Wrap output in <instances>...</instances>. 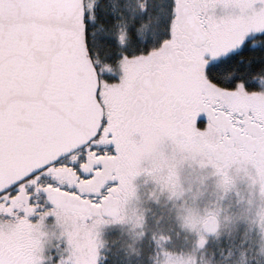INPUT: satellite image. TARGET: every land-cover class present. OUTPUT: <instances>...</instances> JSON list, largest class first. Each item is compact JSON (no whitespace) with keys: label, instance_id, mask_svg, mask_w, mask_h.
<instances>
[{"label":"snow or ice","instance_id":"obj_1","mask_svg":"<svg viewBox=\"0 0 264 264\" xmlns=\"http://www.w3.org/2000/svg\"><path fill=\"white\" fill-rule=\"evenodd\" d=\"M95 22L86 0H0V264H39L16 228L69 215L87 231L129 148L193 116L222 150L264 154V0H171L157 44L128 48L119 31L111 71ZM43 264H74L67 241Z\"/></svg>","mask_w":264,"mask_h":264},{"label":"rangeland","instance_id":"obj_2","mask_svg":"<svg viewBox=\"0 0 264 264\" xmlns=\"http://www.w3.org/2000/svg\"><path fill=\"white\" fill-rule=\"evenodd\" d=\"M87 4L92 8L94 0H87ZM130 151L135 172L142 178L132 185L134 193L123 203L118 217L96 216L87 231L67 217L61 216L55 222L53 233L56 238L61 237L60 241H67V254L74 264H101L103 255L112 256L120 251L143 256L152 264L264 263V194L262 189L258 190L254 171L255 179L250 183L253 192L245 170L232 179L234 196L228 209L239 213L247 209L254 215L262 243H221L232 239L238 231L230 230L224 222L216 237L203 234L204 218L195 201L199 199L197 190L200 193L207 188V175L199 159L175 155L158 137L151 143L132 146ZM165 166L178 173L176 189L155 183L161 188L154 190L153 180L148 178ZM211 212L207 209L206 215ZM47 244L50 248L46 253L52 249L65 253L60 251L65 243Z\"/></svg>","mask_w":264,"mask_h":264},{"label":"flooded vegetation","instance_id":"obj_3","mask_svg":"<svg viewBox=\"0 0 264 264\" xmlns=\"http://www.w3.org/2000/svg\"><path fill=\"white\" fill-rule=\"evenodd\" d=\"M158 138L175 155L199 159L203 165L207 175V188H203L200 193L197 190L199 199L195 201L197 210H202L204 218L202 222L203 234L210 238L216 237L225 222V226H228L230 230L238 231V234H235L232 239L223 240L221 243H262V232L254 215L250 214L247 209L243 210L242 213L236 210L230 211L228 206L230 204L229 200L234 196L232 179L238 173H243V170L246 171V181L249 189L252 192L255 191L254 187L250 186V183L255 179L254 171L259 186L258 190L262 189L261 192L264 194V154L248 148H236L231 151L222 150L223 146L214 142L211 133L201 134L198 131L195 116L192 117L190 124L183 129ZM130 148L127 157L117 164L120 171L121 186L116 190L117 195L111 206L119 207V215L123 203L134 193L132 185L134 186L138 179L142 178V175H139V177L135 172ZM148 179L153 180L154 190L161 188L155 183H161L162 186H169L172 190H175V180L178 179V173L172 169H167L165 166L161 168V171L152 173ZM213 195L217 196L212 197ZM207 209L212 212L206 215ZM63 217L73 219L69 215H63ZM73 220L76 222L75 219ZM211 220H214L215 225L218 227L217 233L214 235H210L208 230V223ZM236 223L238 224L236 225ZM55 225V223H44L42 221L39 225L33 226V230L16 228L10 236L11 243L18 250L30 251L33 258L41 264L44 262L46 251L50 248L47 243H65L60 241L61 237L56 238L54 235ZM11 230L12 226L7 222L0 225V235L7 234ZM176 230L180 231L178 228ZM63 250H65V245L60 248V251Z\"/></svg>","mask_w":264,"mask_h":264},{"label":"trees","instance_id":"obj_4","mask_svg":"<svg viewBox=\"0 0 264 264\" xmlns=\"http://www.w3.org/2000/svg\"><path fill=\"white\" fill-rule=\"evenodd\" d=\"M92 8L96 16V22L90 25V30L96 31V42L92 47L98 52L103 66L113 68L116 67L115 61L120 51L116 37L121 29L127 33L128 48L147 47L159 42L171 17V0H94ZM101 264L152 262L143 256L120 251L112 256L103 255Z\"/></svg>","mask_w":264,"mask_h":264},{"label":"water","instance_id":"obj_5","mask_svg":"<svg viewBox=\"0 0 264 264\" xmlns=\"http://www.w3.org/2000/svg\"><path fill=\"white\" fill-rule=\"evenodd\" d=\"M110 208L105 211L104 215L106 217H112V218H116L119 216V207L118 206H109ZM208 230H209V234L210 235H214L217 233L218 227L215 225V221L211 220L208 223Z\"/></svg>","mask_w":264,"mask_h":264}]
</instances>
